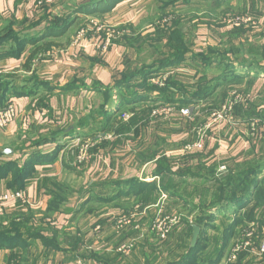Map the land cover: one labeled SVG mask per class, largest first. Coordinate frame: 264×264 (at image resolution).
<instances>
[{"label": "crops", "instance_id": "obj_1", "mask_svg": "<svg viewBox=\"0 0 264 264\" xmlns=\"http://www.w3.org/2000/svg\"><path fill=\"white\" fill-rule=\"evenodd\" d=\"M82 1L55 0L54 4L49 5L46 0H0V33L3 34L5 29H11L21 41L38 37L50 25L53 18L62 16L72 6ZM199 1L202 2L200 4H207L204 5L208 11L207 21H201L202 26L207 28L206 37L199 38L206 39L208 51L192 52L207 54V67L192 58L176 66L177 70H175L181 74V81L187 86L194 85L203 72L207 73L209 83L217 85L215 92L207 99L190 105L195 109L194 118L198 115V111L209 113L231 102L237 105L229 116L233 124L223 123L222 126L211 128L206 133L205 139L203 138L201 148L193 151L186 150L197 140L192 130H190V133H193L190 138L186 135L179 141V149L174 151L150 149L142 154L140 160L130 149H128V152H131L128 153L129 157L125 158L126 153L121 155L122 149L115 147L116 149L114 148L109 156L112 157L111 166L114 169L113 173L120 171L123 173L122 176L114 175L109 180L102 176L96 180V183L92 180L88 182L86 176L87 181L83 186H80L82 184H79L78 180L88 172L84 168L80 169L78 164L83 162H80L82 159L78 162L77 157L81 156L80 152L83 151V145H80L82 142L79 141L88 137L87 133H84L86 125L83 120L88 119V112L92 110L88 108L87 101L84 108L80 105L77 106L79 108L71 106L73 102L71 99L78 94L77 98L82 100L81 93L96 94L100 91L103 100L100 107L104 103V89H110L115 82L111 74H108L109 80L105 82L106 75H102L100 71L105 67L100 57L102 42L105 39L104 36L94 34L90 28V22L98 20L95 17L86 18L83 20V27L59 38L60 42L69 40V44L39 55L34 62L32 72L23 70V63L33 48L32 45L21 47L19 54L11 57L1 56L8 54L13 45L12 41L7 40L0 45V75L15 76L13 87L23 93L11 98L16 110V119L7 129L0 130V152L10 151L11 154L4 155L12 160L22 161L31 153L40 155L56 153L52 159L36 164L34 174L19 191L21 198L0 205V231L7 229L9 218H13L22 226L19 244L12 249H0V264H77L78 262L119 264L120 257L117 251L119 238L111 233L112 229L118 233L116 228L120 220L121 206L116 202L122 201L127 202L128 206L133 205L129 212L142 211L143 214L149 213V215L151 211L161 212L162 209L164 213H169L166 206L175 202L179 208L177 211H185L186 214L182 216L176 210H170L173 212L172 215L179 217L178 219L182 216L185 226L193 227L195 219L201 217V214L195 215L197 212L193 209L194 205L189 203L200 200L197 197L198 193L194 195L196 190L215 185L217 194L219 181L228 173H235L236 169H241L250 163L259 165L264 163V145L262 147L256 145L248 136L250 134L248 125L251 122L259 121L264 124V0ZM199 1L195 0L190 4ZM116 10L115 8L111 13ZM235 18L247 19L248 22L240 27L231 26L229 21ZM82 30L87 31L85 37L90 43L85 42L84 46L79 44V47H74L73 35ZM118 34L113 33L117 39ZM198 34H201V31ZM81 64L84 65L83 69H77ZM97 66L100 68L97 69ZM127 70L120 71L118 75L121 76ZM32 73L34 78H30ZM185 75L190 76L191 79H186ZM94 84L97 85L96 90H93ZM29 90L32 93L26 94ZM111 99L112 104L105 109L113 116L119 109H117V96H112ZM166 105L174 106L147 102L135 106L134 113L138 114L146 108H150L152 113L153 110L160 109L158 108L160 106L167 108ZM96 113L104 121L106 116L98 111ZM174 117L173 120L176 122L191 124L178 114ZM73 120L74 124H72ZM160 121L163 122L162 119ZM160 121L157 123L158 126ZM63 125L65 127H62ZM111 125L113 126L112 121ZM184 129L186 130L187 126ZM237 129L241 130L237 131ZM185 130H182V134L189 133L188 129ZM141 131L135 130L127 133L126 136L141 137ZM145 133L147 134L148 130ZM73 140H77L80 146L74 144ZM37 143L41 144L37 146ZM108 147L109 145L106 144L97 146L95 148L97 150L94 149L93 152L94 156L100 160L104 159L103 162L106 163L105 154L109 151ZM133 153L136 154V151L133 150ZM169 153L174 156L167 157ZM162 157L170 163L171 174L156 176L157 160ZM135 160L141 165L139 170L143 174L142 178L136 177L133 171L131 174L129 172V167L136 164ZM148 165H151L152 169L150 174H145ZM223 166L226 170L220 172L219 168ZM126 173L131 176H124ZM260 177L261 180L264 179V172ZM132 179L142 183L141 185H147L143 193H132L131 185L124 184ZM9 181L10 176L0 180V194L10 192L6 188ZM76 183L79 184L78 187ZM94 190L97 192L95 193ZM109 191L110 193L107 194ZM53 195H59L64 202L58 212L47 213ZM147 196L150 198L149 203L143 204L139 201L141 198L146 199ZM216 196L211 201H215ZM211 201L207 199L206 205ZM94 203L97 205L95 209L90 207ZM252 206L253 202L239 211L244 214ZM258 210L264 212L263 208ZM258 210H255L256 213ZM193 216L195 219L191 220ZM24 219H29L26 224L28 228L34 231L41 230L39 234L50 240V247L44 245L37 237L27 236L23 230ZM259 222H261L260 218L254 217L248 227L254 228L256 236L259 235ZM89 224L92 230H89ZM55 235L56 240L53 237ZM262 238L264 239V235ZM11 255H15L16 259L10 260L9 263Z\"/></svg>", "mask_w": 264, "mask_h": 264}, {"label": "rangeland", "instance_id": "obj_2", "mask_svg": "<svg viewBox=\"0 0 264 264\" xmlns=\"http://www.w3.org/2000/svg\"><path fill=\"white\" fill-rule=\"evenodd\" d=\"M165 1L167 0H127L124 1V3L122 2L121 4H119L116 7L117 10L115 12L111 14L109 13V15L107 14L100 18H96L98 20L96 23L97 25L99 24V27L101 28V32H99L98 35H100L101 37L104 36V39L109 41L106 50L103 51L101 49L100 51L102 53V56L100 57L105 66L100 71L103 73L102 75H106L105 82L109 80L108 74H111L112 78L117 81L121 77L118 75L120 71L128 69L126 72H131L133 68H139L142 65L149 67L154 64L155 61L161 58L163 54L169 53V50L166 48L168 39L166 36L161 38L159 31H166L165 29L171 26L172 22L177 18H180L183 24L182 31L183 33H185L184 35H186L185 40L187 41L186 43L188 45V50H207L206 39H200L206 37L207 28L202 26L203 22L201 21H207L206 16L208 11L207 9H205L207 4H200L202 2H200L199 0H196L199 2L189 5L178 3L172 8H168L167 10H165V15H163L164 13L161 12L160 5ZM202 30L204 31L202 32ZM200 31L201 34H198V32ZM116 32L119 33L118 39L113 35V33ZM133 32H135L136 35L133 36ZM78 33L73 35L72 45L74 47H79V44L82 45L83 43L85 44V42H89L87 37L83 38L82 40L75 39L76 36H78ZM106 34H108L109 36H107ZM124 37L127 38L125 39ZM137 38H139V41ZM96 39H98V36L96 37ZM105 40L102 42V44L105 42ZM114 42L117 44H115ZM83 66L84 65L81 64L80 67L77 66V69H83ZM93 68H95V66ZM96 68L99 69L100 67L97 66ZM175 69L177 70L176 66L160 71L155 69L156 72L153 74V76H151L152 83L156 85H163L170 76L181 79V74H178ZM105 70L106 72H104ZM185 78L191 79V77H187V75H185ZM187 83L189 82L187 81ZM117 94L118 93L116 92H110L111 97H116ZM75 95L77 96L72 97V99L71 97L69 98L73 100L71 106L74 105L75 108H79L77 106L80 105L84 108L86 104L85 102L87 101L88 108L90 107V109L94 111H89L88 119L86 121L83 120L86 125L84 126V133H87L88 137L86 139H83V141L78 140L79 142H82L80 145H83V147L81 146L83 148V151L80 152L82 154L81 156H78L79 158L77 157V161L79 162L82 159L80 162L83 163L80 165L78 164V166H80V169L84 168L86 169V172H88L87 175L82 176V178L78 180V183L82 184L80 186H83L85 181H87L86 176L88 178V182L92 180L94 181V183H96V180L100 179L102 176L107 177V180L113 178L114 175L122 176L123 173H121L120 171H118L116 174L113 173L114 169H112L111 166L112 157L109 156H111V153L112 151H114L115 147L119 148L120 150L122 149L120 153L121 155L126 153V156H124L125 158H127V156L129 157L128 149H130L132 151V154L135 156L137 155L136 157L140 160L142 158V154H145L147 150L155 149L158 151H174L175 149H179V141L186 135H188L187 138H190V136L194 133L197 138L195 142L199 140L203 142V138L205 139L206 133L210 131L211 128L213 129L218 125L222 126L223 123L227 125L233 124L232 119H230L229 122H218L212 125L210 115L213 111H216L215 109H220L222 105L215 108L212 112L210 111L211 113L198 111V115L196 116V118H194V107L178 108V106L172 107L166 105L167 108H165L164 106H157L160 109H158L157 111L153 110L146 122H139V118H136L135 120V115L133 116L132 112H129V110H118L117 112H115L114 119L112 120L113 126L111 128L113 129L111 130V132L109 131L106 133H102L101 127L104 125L105 119L103 121L101 116L96 113L97 111H99V109L97 110V108H99V105L103 101L101 92L99 91L96 94L81 93L80 96H82V100H79V98H77L78 94ZM233 95L237 94L233 93ZM231 108L232 109L230 111H227L228 117L232 115L234 109L237 108V105L235 106L233 104ZM181 109H188L192 113V115L190 117L182 116L180 114ZM175 113L181 116L186 121H189L191 124H186L183 121L182 123L176 122L175 120H173L175 119L174 116H176ZM160 119H162L163 122H161ZM159 121L161 123L158 126L157 123H159ZM252 123L253 122L248 125V130H250V134L248 135L249 140H253L256 145L262 147L264 145V124L257 121L254 124L253 128ZM72 124H74V120L72 121ZM185 126H187L189 133L185 132V134H182V130H185ZM62 127H65V125H63ZM189 127L191 128L189 129ZM141 129L143 131H141ZM135 130H140L142 132L141 137L135 136L128 138V136H126L127 133H132ZM146 130H148L147 134L145 133ZM190 130H192L193 133H190ZM239 130L241 129H237V131ZM97 132L99 133L97 134ZM73 143L77 144V140H73ZM104 144L109 145V151L107 154H105V160H107L106 163L103 162L104 159L102 160L101 158L100 160L93 154L94 149L97 146ZM133 150L136 151V154L133 153ZM138 153L141 154L138 155ZM173 156L174 155H172V153L167 154V157ZM122 159L124 158L122 157ZM108 160L110 162H108ZM136 160V164L133 165L134 167H129V172L130 174L132 173V171L135 172L134 175L139 178L143 174H141V170H139V166L141 165H139ZM101 167H103V169ZM151 169V165H148L145 169V174H150ZM225 170L226 169L224 166L219 168L220 172H223ZM124 176L131 175L126 173L124 174ZM78 183H76L77 187L79 186ZM94 191L95 193L97 192L96 190ZM110 191L107 194H109ZM195 192L196 193H194V195L198 193L197 197L200 198V200L198 199V202L191 201L189 203L191 205H194L193 209H195V211L197 212L195 214L197 216L201 214L200 209L206 207L205 205L207 203V199L211 201L217 194L215 193V185H209L208 187L203 188L202 190H196ZM79 203L80 202H78V204ZM116 203L121 206V208H119L120 220L119 222H117L118 228H116L118 233H116V231H114L113 229L111 230V233L113 234V236H118L119 238V249L117 250L120 257L119 264H167L179 261L184 257V255H186L189 249L192 232L190 231V229H188V226H185V220L182 219V214H186V212H178L177 210L179 208L175 202L169 203L168 207L166 206V210L169 213H164L162 209L161 212L151 211L150 215L149 213L143 214L142 211L136 213L133 211L129 212V210L133 208V205L128 206L126 205L127 202L118 201ZM96 206L97 205L94 203L90 207L95 209ZM223 208L226 207L224 206ZM258 209L259 208H257V210ZM170 210H176L179 214H181V219H178L179 217H176L178 219L177 223H173L171 226L168 224L169 231L165 239H160L159 235L155 232V230H153L152 227L155 223L162 221L165 218L170 219L174 217L175 215H172L173 212H170ZM263 213L259 210L257 213L256 211H254V217L260 218L261 221L258 224V236H256L257 233L254 231V228H248L251 221H246L247 212L245 214H241L240 212H238V210L229 211L225 209L223 213L215 214L214 216H212L208 223V230L203 232L205 240L201 244V253L195 258L194 264H205L207 259L216 257L220 249L222 250V256L220 257V261L218 262V264H264V256L259 253V247L262 242L261 240L263 239L262 235H264ZM207 215L209 216L210 214ZM194 219L195 218L193 216L191 220ZM236 220H239L242 223L245 222L244 226L241 228H237V230L233 232L234 236L229 238V230L231 227L229 226V224H233ZM132 221L134 222L133 224ZM90 226L91 224H89L88 228L89 230H92V227L90 228ZM224 237L225 239H229L227 240L228 242L226 243V246L222 248ZM248 240H250L249 245L244 246V244ZM122 247H129L130 252H119Z\"/></svg>", "mask_w": 264, "mask_h": 264}, {"label": "trees", "instance_id": "obj_3", "mask_svg": "<svg viewBox=\"0 0 264 264\" xmlns=\"http://www.w3.org/2000/svg\"><path fill=\"white\" fill-rule=\"evenodd\" d=\"M124 1L127 0H83L80 4L72 6L62 16L53 18L50 21V25L46 27L38 37L29 40L21 41L16 38V34L11 29H5L3 34L2 32L0 33V45L2 43L4 44L7 40H11L13 45L8 54L2 55L1 57L17 56L21 51V47L28 44L32 45L33 48L23 63V70L25 72H32L34 62L39 55L52 49L63 48L69 44V40L60 42L59 38H62L70 31L74 33L83 27V20L86 18L103 17L111 13ZM192 1L195 0H167L161 3V12L164 13L165 10L172 8L178 3L188 5ZM163 15H165V13ZM182 29L183 24L181 19L177 18L172 22L171 26L165 29L166 31L160 30V37L163 38L166 36L168 39L166 48L169 50V53L163 54L161 58L149 67L142 65L139 68H134L131 72H124L121 74L120 79L115 81L110 89H104L103 96L105 101L103 105L99 107L98 111L106 116L104 125L101 127L102 133L111 132L113 129L111 128V121L114 119V115H109L108 111L105 109L109 107V104H112L110 92L118 93L116 100L118 105L117 109H119V111L129 110V112L133 113V116L135 115V120L139 118V122L144 119L147 120V116L150 114V108L142 109L138 114L134 113V107L140 104L152 102L153 104L162 103L178 106V108H189L191 104L205 100L215 92L217 85L209 83L206 72H203L201 77L191 87L183 84L181 79L172 76L168 77L161 86L152 83L151 76L156 72L155 69L159 71L163 69L166 70L167 68L180 65L186 60H192V58L196 61H200L201 64L207 67V54H194L191 50H188L187 41L185 40L186 35H184L185 33H183ZM134 35H136L135 32H133V36ZM124 38L126 39L127 37ZM137 39L139 41V38ZM14 77L13 75H8L6 77L0 75V108L4 107L11 98L23 94L21 93L22 91L18 92L17 89H14ZM30 78H34L33 73ZM94 86L93 90H96L97 85L94 84ZM28 93H32V91L29 90L26 94ZM39 144L41 143H37V146ZM53 155H56V153L52 155L31 153L22 161L12 160L10 157H6L4 153L0 152V180L10 176V181L6 185L7 190L10 192H19L23 189L25 182L34 174L36 164L52 159ZM263 172L264 163L261 165L250 163L241 169H236L235 173H228L223 177L218 183V193L215 201L210 202L205 208L201 209V217L195 219L194 225L200 229L196 246L191 250L188 249L186 255L179 261L167 264H194L195 258L201 253V244L205 240L203 232L208 230V223L215 214H221L225 209L229 211L238 210V212H240L239 210L241 208L253 202L252 208H249L246 215V221H253L254 211L257 208L264 209V179L261 180L260 177ZM155 174L156 176L171 174L170 163L167 162L164 157L157 160ZM210 174L212 173L210 172ZM124 184L131 185V192L135 194H141L147 188V185H141L142 183L134 179ZM153 189L154 188H151V190ZM151 190L150 193L152 192ZM145 198L146 199L141 198L139 201L143 204L149 203V196ZM63 202L64 199L59 195H53L52 200L49 202L47 213L58 212ZM224 206L226 208H223ZM207 214L210 215L208 216ZM28 221L29 219H24L23 221V230H25L24 232L27 236L30 238L37 237L44 245L50 247V240L39 234L41 231L40 229L34 231L32 228L27 227L26 224ZM244 223L245 222L242 223L236 220L233 224H229V226H231L229 238L233 237V232L237 230V228L243 227ZM20 228H22L21 225L16 223L13 218H9L7 229L0 231V249H12L19 244L21 241ZM188 229L192 232V227H188ZM53 237L54 240H56V235ZM228 239L224 237L222 248L226 246ZM221 256L222 250L220 249L216 257L207 259L205 264H218ZM14 259H16V256L11 255L9 257V263L10 260L14 261Z\"/></svg>", "mask_w": 264, "mask_h": 264}, {"label": "built area", "instance_id": "obj_4", "mask_svg": "<svg viewBox=\"0 0 264 264\" xmlns=\"http://www.w3.org/2000/svg\"><path fill=\"white\" fill-rule=\"evenodd\" d=\"M55 0H46V3L49 5L54 4ZM248 20L247 19H240V18H235L232 21H229V24L231 26L234 27H240L243 24H247ZM90 28L92 29V32L94 34H98L99 32H101V28L99 27V24L97 25L96 22H90ZM86 30H82L81 32L78 33V36H76L75 39H83L85 38V35L87 33H85ZM80 40V41H81ZM109 43L108 40H106L103 45H102V50L105 51L106 48L108 47L107 44ZM233 106V103H227L224 106L221 107V109L213 111L210 115L211 117V122L212 125L218 123V122H229L230 121V117H228V113L227 111H230ZM180 114L184 117H190L192 115V113L188 110V109H181L180 110ZM16 119V110H15V106L12 103V101H8L7 104L0 108V130H5L7 129ZM257 121H254L253 124V128H254V124ZM264 128V126H263ZM201 144L202 141L199 140L197 142H195L193 145L189 146L186 148L187 151H191V150H195V149H200L201 148ZM223 169V168H222ZM19 198H21V193L20 192H6L4 194H0V205L12 200H18ZM178 219L176 217H172V218H165L162 221H159L155 224L154 226V230L155 232L159 235L160 239H165L167 233H168V224L171 226L173 223H177ZM250 240H248L244 246H248L249 245ZM119 252H124V253H129L130 252V248H125L122 247ZM259 253L261 255L264 256V239L262 240L260 247H259ZM77 264H84L81 262H78Z\"/></svg>", "mask_w": 264, "mask_h": 264}, {"label": "water", "instance_id": "obj_5", "mask_svg": "<svg viewBox=\"0 0 264 264\" xmlns=\"http://www.w3.org/2000/svg\"><path fill=\"white\" fill-rule=\"evenodd\" d=\"M4 154L9 155V154H11V152L10 151H6ZM199 234H200L199 227L193 226L192 227L191 239H190V243H189V249L190 250L193 249L196 246Z\"/></svg>", "mask_w": 264, "mask_h": 264}]
</instances>
